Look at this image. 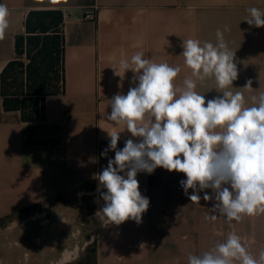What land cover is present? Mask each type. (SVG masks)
Listing matches in <instances>:
<instances>
[{
  "label": "crops",
  "instance_id": "1",
  "mask_svg": "<svg viewBox=\"0 0 264 264\" xmlns=\"http://www.w3.org/2000/svg\"><path fill=\"white\" fill-rule=\"evenodd\" d=\"M9 10V28L0 40V264H87L85 250L96 244L93 264H187L189 252L200 254L236 233L248 251L258 257L264 251V213L229 222L211 216L213 196L192 202L180 181L183 173L156 168L138 172L139 185L150 202L165 201L179 210L151 206L141 223L129 219L121 225H102L96 212L105 202V192L96 174L107 167L115 152L101 153L110 144V134L119 133L117 149L132 137L125 125L107 119L110 100L127 94L133 86V72H124L120 60L141 52L156 63L179 66L176 87H184L191 69L184 63L182 43L187 39L217 43L221 30L228 48L235 52L238 77L233 87L218 89L213 78L196 81V91L205 100L225 90L241 92L245 107L252 97L264 92V27L250 26L249 9L264 11V0H0ZM61 11L64 16V92L44 102V119L24 122L20 111H7L1 96V76L16 58V40L26 34L31 11ZM96 11V21L85 15ZM252 81V88H246ZM221 93H219V92ZM109 132V133H108ZM125 175V173H121ZM99 187V191H98ZM91 198L96 211H81L94 223L75 232L70 211L64 203ZM47 206L48 208H42ZM182 209V210H181ZM148 214V215H147ZM184 218L194 241L180 240L175 231L164 230V220ZM149 219H155L152 224ZM148 225V227H147ZM140 226V230H138ZM78 233L80 237H76ZM86 234L88 235L86 237ZM139 239L123 248L119 239ZM147 235L146 241L143 235ZM137 239V238H136ZM28 260L25 262V256ZM89 264V263H88ZM238 264V262H237Z\"/></svg>",
  "mask_w": 264,
  "mask_h": 264
},
{
  "label": "clouds",
  "instance_id": "2",
  "mask_svg": "<svg viewBox=\"0 0 264 264\" xmlns=\"http://www.w3.org/2000/svg\"><path fill=\"white\" fill-rule=\"evenodd\" d=\"M248 11L245 21L264 27V11L256 7ZM9 15L6 5L0 3V40L9 28ZM216 37L215 45L183 40L181 55L195 79H185L182 88L174 84L179 66L156 63L141 52L130 60H120L124 72H133V86L126 95L116 94L110 100L107 119L125 125L132 137L140 139H127L125 146L117 149L120 132H108L110 144L101 155L112 150L115 157L95 176L107 190L101 193L105 205L96 212L103 226H119L129 219L141 223L150 201L139 190L137 173L151 174L158 167L186 176L180 184L185 194L192 190V202L200 201V192H204L205 201L212 200L204 191L212 190L216 203L213 215L205 219L215 221L219 215L231 222L264 213V92L252 97L253 106L245 107L239 91L225 90L206 101L195 90L196 81L213 77L218 89H229L238 77L235 52L228 48L221 30ZM251 85L249 80L245 87ZM24 259L27 262V255ZM237 262L264 264V251L253 256L234 232L208 251L187 255V264Z\"/></svg>",
  "mask_w": 264,
  "mask_h": 264
},
{
  "label": "trees",
  "instance_id": "3",
  "mask_svg": "<svg viewBox=\"0 0 264 264\" xmlns=\"http://www.w3.org/2000/svg\"><path fill=\"white\" fill-rule=\"evenodd\" d=\"M64 47L63 13L31 11L26 34L16 40V58L1 76L5 110L20 111L24 122L44 119L45 98L64 92ZM87 249L95 252L96 244Z\"/></svg>",
  "mask_w": 264,
  "mask_h": 264
},
{
  "label": "rangeland",
  "instance_id": "4",
  "mask_svg": "<svg viewBox=\"0 0 264 264\" xmlns=\"http://www.w3.org/2000/svg\"><path fill=\"white\" fill-rule=\"evenodd\" d=\"M24 62L28 63L27 59L24 58ZM139 190L141 192V194H144V190L145 187L143 185H139ZM144 196V195H143ZM151 206L154 208H161V209H167V206L170 207V212L171 214H176V212L179 210V208L170 205L169 203H166L165 201H158V202H150L149 204V208L148 210L142 214V218H144L146 216V213L148 212L150 215V211L151 210ZM40 209L42 208H48L47 206H41L39 207ZM64 208L65 210L67 209V211H70V218H68L69 221L73 220V227L75 229V232L77 231L78 228L81 229V225H83V227L85 228H89L90 225H92L94 223L95 220H93L92 218H83L80 216L81 211L85 210V211H96L97 209V203L92 202L91 198H89L88 200H83L81 202H68V203H64V207H59ZM168 210V209H167ZM182 210V209H181ZM148 215V214H147ZM146 219V217H145ZM183 219L184 218H171L167 220H164V230H167L168 228L173 232L175 231V235L180 239V240H186V242H192L194 241V235H193V231H192V227L188 226V225H184L183 224ZM150 223L152 224V222H155V219H149ZM9 222L6 221H0V227L1 226H6ZM140 225V224H139ZM148 227V225H147ZM138 230H140V226L138 228ZM76 237H80V235L78 233H75ZM88 235L86 234V237ZM144 239L146 241H149V239H147V235H143ZM137 238V239H136ZM139 239H141V237L139 236V238L136 235H132L131 237L127 238V239H119V243L122 242L123 248L127 249V245L129 243L132 244L131 249L134 248V245L136 243H138ZM88 249L85 250V255H84V259L86 260V263L88 264H93L95 257H96V251L94 252L93 250L88 252Z\"/></svg>",
  "mask_w": 264,
  "mask_h": 264
},
{
  "label": "built area",
  "instance_id": "5",
  "mask_svg": "<svg viewBox=\"0 0 264 264\" xmlns=\"http://www.w3.org/2000/svg\"><path fill=\"white\" fill-rule=\"evenodd\" d=\"M96 19H97V13H96V11H90V12H88L85 15V20H87V21L94 22V21H96Z\"/></svg>",
  "mask_w": 264,
  "mask_h": 264
}]
</instances>
